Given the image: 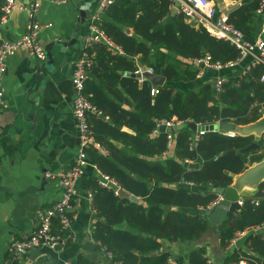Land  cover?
Wrapping results in <instances>:
<instances>
[{
    "label": "trees",
    "instance_id": "trees-1",
    "mask_svg": "<svg viewBox=\"0 0 264 264\" xmlns=\"http://www.w3.org/2000/svg\"><path fill=\"white\" fill-rule=\"evenodd\" d=\"M5 4L6 0H0V18ZM257 5L255 0H244L229 14L230 23L247 37L256 31ZM104 14L107 18L96 21V25L122 52L114 53L106 42L91 44L87 49L92 77L86 82L85 95L97 110L88 114V123L100 146L91 145L89 150L101 172L141 201L120 196L94 179L90 189L98 220L93 237L117 264H168L170 254L161 250L162 240L198 243L209 228L208 220L183 209H207L218 198L213 188L231 185L234 175L261 161L264 135L256 149L241 153L254 141L253 136L206 132L190 150L193 133L179 130L177 160L162 158L168 145L167 133L160 131L154 138L151 134L159 122L174 116L184 123L201 125L257 121L264 116L263 67H253L241 78L231 77L217 97L211 84L182 91L170 83L192 81L197 71L184 65L179 56L210 54L214 60L228 62L238 56L236 47L210 35L203 26L192 27L185 15L172 14L169 0H116ZM166 16H174L173 21L162 24ZM137 56L154 73L166 77V83L156 87L154 95L150 80L140 84L133 75L138 69ZM124 103L131 104L133 111L124 109ZM231 149L236 153L223 154ZM187 158L200 166L185 167ZM260 189L264 191V182ZM253 200L247 199L242 209L231 212L221 226L222 250L237 231L264 223V200L260 199L258 205ZM246 245L248 250H235L227 257V264H239L241 260L264 264L262 234L250 235ZM176 259L175 264H212L205 244L190 250L187 263L183 256ZM78 264L95 263L81 257Z\"/></svg>",
    "mask_w": 264,
    "mask_h": 264
},
{
    "label": "crops",
    "instance_id": "crops-1",
    "mask_svg": "<svg viewBox=\"0 0 264 264\" xmlns=\"http://www.w3.org/2000/svg\"><path fill=\"white\" fill-rule=\"evenodd\" d=\"M17 3L39 5L35 15L36 20L42 24H51L40 31L39 38L45 49L48 44H52L53 58L49 59L47 56L45 61L40 62L27 48H21L7 60V71L3 80L4 105L0 106V264H5L8 259V246L12 238L21 239L29 235L38 224V211L53 206L60 198V186L56 179L47 177V172L68 169L80 148V134L73 115L75 98L72 85L73 71L78 58L87 52L88 47L91 44L93 46L94 43H100L89 41L92 25L96 23L98 0H67L63 3H56L53 0H17ZM221 6L229 15L239 5L235 3V0H221ZM170 10L172 14H179L171 6ZM173 17H164L162 24L173 21ZM104 18L107 16L103 13L99 20ZM28 21V12L16 10L3 25H0V38L5 41L19 39L27 32ZM186 21L196 29L201 28L199 22L188 18ZM254 27L256 31L248 36L251 39H256L262 34L264 14H257ZM73 40L74 43L70 44ZM108 48L114 53L122 52L113 43ZM178 59L184 65L193 66L197 75L192 81L170 84L182 91L198 90L206 84H211L216 97L218 96L216 91L218 78L222 75L228 82L231 77H240L246 67L244 63H241L232 70L217 72L200 66L193 61L195 58L179 56ZM135 62L137 70L150 68L140 56L135 58ZM137 74L133 73L140 84L146 79L152 82L153 88L166 83L164 75L162 76L165 77V83L155 85L149 76ZM91 77L89 71L88 79ZM123 107L127 111H133V106L129 103H124ZM171 120L181 121L176 116ZM161 122L158 124L160 131H162ZM188 123L183 122L172 129L173 143L171 147L167 145L162 155L163 159L178 160L177 132L189 130L193 133L188 128ZM123 130L129 131L127 127H123ZM217 131H222L230 137L237 136L233 132L221 129ZM202 135L195 145L190 144V150L197 147ZM157 136L158 133L152 132V138ZM89 154L91 164L87 166L78 182V193L74 201L75 219L70 228L71 238L67 245L60 250H51L47 247L32 249L19 257L16 264H63L65 262L75 264L81 257L95 264H117L93 237V227L98 216L90 184L94 179L98 182L101 173H104L95 164L90 150ZM186 162L198 163L196 167L200 166L199 162L189 158L185 160ZM107 189L111 190V188ZM256 192L255 188H245L241 193L242 204L247 199H254L253 203L259 202ZM116 194L119 195V191ZM137 199V202L141 201L140 198L137 197ZM207 209L184 208L183 211L200 216L209 222L205 214ZM255 233L262 234L264 238V223L260 224L256 230L250 228L244 237L236 244L230 243L225 250L220 248V241L214 244L205 237L198 243L162 240L161 250L170 254L169 259L174 258L177 262L176 258L183 256L187 263L190 250L205 244L212 264H227V257L235 250L240 248L248 250L246 240ZM98 245L101 249L97 248Z\"/></svg>",
    "mask_w": 264,
    "mask_h": 264
},
{
    "label": "built area",
    "instance_id": "built-area-1",
    "mask_svg": "<svg viewBox=\"0 0 264 264\" xmlns=\"http://www.w3.org/2000/svg\"><path fill=\"white\" fill-rule=\"evenodd\" d=\"M56 3H63L67 0H53ZM116 0H98V9L95 14V20H99L100 16L114 4ZM171 8L179 14L185 15L189 20L199 22L212 36L223 39L234 45L239 54L236 59L222 62L214 60L210 54L193 59L204 68L213 69L217 72L231 70L241 63L245 64V68L240 78L251 70L253 67L262 66L261 82L264 83V28L262 34L256 39L248 38L240 30L234 27L229 21V15L226 14L221 6V0H169ZM257 1V14H264V0ZM244 0H235L240 5ZM39 5L37 3L31 5L18 4L17 0H6L3 16L0 18V25H3L9 17L16 11H26L29 15L27 32L15 41H5L0 38V106L4 105L5 88L3 84L4 76L7 71V60L21 48H27L31 55L38 61L42 62L47 59L45 46L42 44L39 35L44 27L51 24H42L35 18ZM89 41L106 42L111 44L104 32L98 28L96 23L92 25ZM91 68V57L88 52H84L77 60L72 75V85L75 93L73 104V115L80 134V148L75 156L72 165L68 169L47 172V177L56 179L60 186V198L49 208H42L38 211V224L36 228L21 239L13 237L8 246V259L5 264H16L19 257L26 254L32 249L39 247H47L51 250L63 249L68 240L71 238L70 228L75 219L74 201L78 193V182L85 173V169L90 165L89 148L91 145L100 147L95 142L93 131L88 123V114L96 112L95 106L88 100L85 95L86 82L89 78ZM146 72L154 73L152 68L146 70L139 68L136 73L143 76ZM226 78L220 76L216 83L217 94L223 90ZM158 92L157 88L152 90V94ZM162 125L166 126L168 147L172 146L174 133L172 129L177 125L183 124L182 121L163 120ZM160 132V125L154 129L153 133ZM203 133L193 132L191 137V145L199 140ZM234 135V134H231ZM96 167V165H94ZM99 185L104 188L114 189L116 193L119 191L118 182L106 174H102L98 181ZM222 199V196L213 202L210 208L216 206ZM243 203V202H242ZM258 204V201H255ZM56 227H58L56 229ZM257 229L258 226L251 227ZM250 228L237 231L231 241L236 244L244 237ZM175 259H169V264H175ZM63 264H74L65 262ZM75 264H78L75 263ZM239 264H246L241 260Z\"/></svg>",
    "mask_w": 264,
    "mask_h": 264
},
{
    "label": "water",
    "instance_id": "water-1",
    "mask_svg": "<svg viewBox=\"0 0 264 264\" xmlns=\"http://www.w3.org/2000/svg\"><path fill=\"white\" fill-rule=\"evenodd\" d=\"M83 14V13H82ZM74 40L70 42L73 44ZM52 44H48L46 48V53L49 59H52ZM66 45V44H64ZM140 76V74H137ZM144 75L149 76V78L154 82L155 85H163L165 83V77L159 74L146 72ZM44 77H41L43 81ZM188 128L193 132H212L217 131L218 129L224 130L227 132H233L237 135L244 136H253L254 141L247 147L240 150L241 153H247L259 146V140L264 135V116L258 119L255 122H252L247 125H238L232 122H219L218 124H208L201 125L196 122H189ZM162 131H166V126H161ZM236 150L231 149L225 151L223 154H235ZM198 163H185L187 167H196ZM227 174H230L229 171H226ZM264 182V158L249 166L243 173L234 175V181L229 186H218L213 189L219 196H222L221 201L214 206L205 211L209 219V228L206 231L204 237L211 241L214 244H218L222 235L221 226L227 220L229 214L233 211H240L242 209V191L247 188H255L257 190L256 197L258 199H264V191L260 189L261 184ZM119 195L129 197L132 201L137 202L138 199L134 195H130L126 190L120 189ZM89 245L92 246V243L89 242ZM98 249H101V246H97Z\"/></svg>",
    "mask_w": 264,
    "mask_h": 264
},
{
    "label": "bare ground",
    "instance_id": "bare-ground-1",
    "mask_svg": "<svg viewBox=\"0 0 264 264\" xmlns=\"http://www.w3.org/2000/svg\"><path fill=\"white\" fill-rule=\"evenodd\" d=\"M247 191V190H246Z\"/></svg>",
    "mask_w": 264,
    "mask_h": 264
}]
</instances>
